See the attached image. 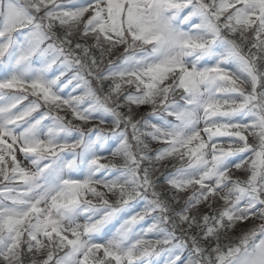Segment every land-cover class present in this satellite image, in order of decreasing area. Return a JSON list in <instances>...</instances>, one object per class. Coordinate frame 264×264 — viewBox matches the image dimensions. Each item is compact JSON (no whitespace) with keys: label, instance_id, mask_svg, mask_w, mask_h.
<instances>
[{"label":"snow or ice","instance_id":"obj_1","mask_svg":"<svg viewBox=\"0 0 264 264\" xmlns=\"http://www.w3.org/2000/svg\"><path fill=\"white\" fill-rule=\"evenodd\" d=\"M0 264H264V0H0Z\"/></svg>","mask_w":264,"mask_h":264}]
</instances>
